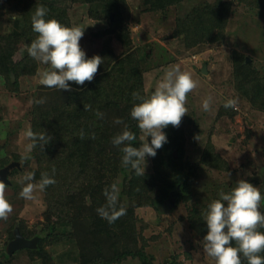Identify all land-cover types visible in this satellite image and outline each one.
Segmentation results:
<instances>
[{
    "label": "rangeland",
    "instance_id": "rangeland-1",
    "mask_svg": "<svg viewBox=\"0 0 264 264\" xmlns=\"http://www.w3.org/2000/svg\"><path fill=\"white\" fill-rule=\"evenodd\" d=\"M12 1L0 0V34L13 46L16 52L14 59L18 61L25 53L28 54V42L22 35L15 33L9 21L13 12ZM55 1L67 13L69 26L81 25L86 28L80 46L87 58L99 55L105 62L108 58L104 56L106 50H110L113 56H120L125 50L134 49L137 52L139 58H142L145 70L144 88L147 95L154 91L157 81L173 65H178L182 71H191L193 78L199 81V86L187 96L188 113L179 126L183 132L179 137L183 157L179 160L185 166L192 163L197 165V172L186 193L187 197L177 203L175 200L173 208L165 212L158 211L151 205H141L137 199L124 192L125 176L120 172L117 183L120 189L119 198L125 208L134 212L130 225L129 218L122 216L125 218L121 221H125V224L119 234L128 230L123 242V245H128L130 234L133 233L137 247L153 257L154 264H215L212 258L203 253L201 245L207 234L203 222L209 203L219 198L221 190L230 192L239 179H245L260 188L264 196V109L255 107L237 89L233 74V59L236 57L234 54L240 52L246 57L245 60L250 58V65L264 78V9L256 5L254 0H181L165 10H148L142 0H117L121 26L130 32V45L124 47L116 34H99L100 30L109 26V19L103 12L101 17H97L91 14L89 4L74 0ZM226 2L231 4L222 23L225 28L222 40L193 37L188 41L183 34H176L180 23L189 14L208 4L221 5ZM111 14L114 18V12ZM28 63V68L33 72L21 74L19 77L14 72L11 73V80L14 78L11 83L18 81L17 87L8 82L6 76L0 77V158L7 162L6 165L17 163L8 173L10 184H6V198L12 204L13 212L7 220H0V264H88L81 257L77 242L68 237L71 230L73 233L71 224L61 222L51 235L45 240L41 239L44 232H52L47 219L49 210L54 220L62 221L67 217L63 199L60 197L54 203L50 202L53 203L51 207L48 196H56L58 193L65 195L71 189H81L75 182L64 187L59 186L70 180L68 178L73 169L63 165L66 169L63 174L53 175L54 180L58 181L43 192H37L35 200H25L20 196L24 186L23 175L27 172L34 173L38 169L39 161L44 169L52 166L58 168L60 163L58 155H50L42 150H33L31 160L23 163L21 161L24 146L28 143L23 133L31 128L33 101L42 86L39 83L40 74L49 67L35 59ZM204 63L207 64V74L201 71ZM209 96L212 97L211 109L204 111L202 102ZM228 99L238 100L236 108L224 107ZM163 131L167 135V129ZM141 136L142 133V143ZM150 141L149 137L148 142ZM210 142L215 152L225 160L222 168L200 162ZM146 164L145 172H157L153 157H146ZM78 168L77 172H84L82 165ZM177 169L180 170L183 180L186 168L182 170L178 162ZM85 172L87 181L93 171ZM60 179L62 180L59 182ZM39 180L40 177L35 174L34 182ZM106 203L104 201L97 205L96 211ZM263 207L264 199L260 202V208ZM196 221L198 228L202 225L199 231L195 230L197 226H191ZM46 226L48 227L43 229ZM16 229H21L28 236L32 235L29 239H40L36 248L31 249L33 252H18L19 249L11 258H6L3 252L8 242L15 238L12 236ZM114 264H141V261L128 257Z\"/></svg>",
    "mask_w": 264,
    "mask_h": 264
},
{
    "label": "trees",
    "instance_id": "trees-1",
    "mask_svg": "<svg viewBox=\"0 0 264 264\" xmlns=\"http://www.w3.org/2000/svg\"><path fill=\"white\" fill-rule=\"evenodd\" d=\"M180 1L142 0L143 5L148 10H165ZM237 1L247 2V0ZM254 1L256 5L264 9V0ZM74 2L89 4L93 16L101 17L102 12L106 14V18L109 19V26L99 31L101 36L102 33L103 35L114 33L124 47L130 45V32L121 26L120 6L117 0H74ZM230 4L231 2L221 5L208 4L197 12L189 14L180 23L176 34H183L188 41L193 37H202L203 40L211 38V41L222 40V34L225 31L222 23L228 15ZM38 5H43L49 10L45 19L55 18L62 24L69 26L67 13L63 12L55 0H13L11 4L13 12L9 21L15 33L22 35L28 44L37 35L32 30L31 17ZM112 12H114L113 21L111 19ZM15 54L13 46L8 44L0 34V77L6 76L10 83L12 82V72L16 77L33 72L31 68H28L30 66L28 61L34 59L25 53L17 61L14 59ZM104 56L108 58L99 67L91 83L85 82L83 86H79L69 82L72 88L70 92L42 85L34 98L31 109V129L36 133L45 130L51 135L52 141L42 151L60 157L58 168L52 166L50 169H44L41 166L42 162L39 161L37 163L38 169L34 173L40 178L41 173L45 172H48L52 177L57 173L62 175L66 170L63 166L65 165L73 170L68 178L70 180L59 186L64 187L66 184L75 182L81 188L79 191L71 189L65 195L58 193L56 196H48L49 203H54L60 197L63 199L67 217L62 221L54 220L49 210L47 219L52 232H46V234L44 232L41 239L45 240L63 222L71 224L73 233L71 230L68 237L77 242L80 255L88 264H114L128 257L138 258L141 264H154L153 257H149L144 250L137 247L138 243L133 239V233L130 234L128 245H123L128 230H124L121 234L119 232L124 229L125 221L121 220H124L125 217L121 216L122 218L109 223L107 219L98 214L95 207L106 201L105 189L110 190L112 184L118 183L121 172L125 176L123 188L128 196L137 199L141 205H151L158 211H162V205L172 191L180 192L176 203L187 197L186 193L189 191L197 172V165L192 163L185 166L179 160H182L183 157L182 143L179 140L183 132L179 127L169 125L166 128L168 142L157 150V155L154 157L156 173L145 172L144 176H137L130 166H123V152L121 151L123 145L114 146L112 139L120 134L127 125L128 130L136 136V139L131 142L132 146L139 147L142 144L137 121L131 118L130 112L134 103L139 102L133 100V92L147 96L144 88L145 70L141 61L142 58H139L134 49L133 51L125 50L120 56H113L110 50H106ZM234 56L236 57L233 59V74L237 89L249 98L255 107L264 109V78L262 79L258 70L245 60L244 54L237 52ZM12 85L17 87L18 81ZM41 99L45 101L43 104L36 103ZM85 105L90 106L89 110H85ZM97 112L103 114L102 118L96 115ZM117 119L122 120L123 123L117 124L115 122ZM81 131L84 133L83 138L80 135ZM93 134L95 138H93ZM37 150L41 149L39 147L34 149V151ZM178 162L182 170L186 168L183 180L180 170L177 169ZM200 162L214 168H222L225 160L215 152L213 144L210 142ZM6 164L7 162L0 158V169L6 167ZM79 165H82L84 172L81 170L77 172ZM53 169L55 170L54 173ZM85 170L93 171L87 181L85 180ZM47 192L49 193L48 190ZM53 203H50L51 207ZM120 206L125 208L121 198L118 200L117 208ZM125 209L126 214L124 216L129 218L130 225L134 211ZM194 210L196 212V209ZM260 211L264 212V207L260 208ZM193 225L199 224L196 221L192 222L191 225L194 228ZM203 225L207 229L205 222ZM127 227L130 228V226ZM200 228L197 226L195 230L199 231ZM19 232L28 239L32 236H28L21 229ZM12 237H15V233ZM22 251L33 252L34 250L23 248L18 252ZM14 253H8L6 247L3 252L6 258H11Z\"/></svg>",
    "mask_w": 264,
    "mask_h": 264
},
{
    "label": "clouds",
    "instance_id": "clouds-1",
    "mask_svg": "<svg viewBox=\"0 0 264 264\" xmlns=\"http://www.w3.org/2000/svg\"><path fill=\"white\" fill-rule=\"evenodd\" d=\"M48 9L38 5L31 17L32 30L35 39L26 45L29 56L49 67L43 71L39 83L48 88L72 91L70 83L83 86L91 83L103 64L99 55L86 57L80 46L85 29L81 25L66 26L55 18L45 19ZM199 86V81L193 78V73L181 70L178 65L170 66L163 77L157 81L154 91L147 96L133 92L134 103L130 116L137 121L143 141L139 147H133L131 142L136 139L133 132L125 125L124 130L113 137L114 146H121L123 152L122 164L130 166L137 176H144L147 167L146 157H155L167 141L163 131L169 125L178 128L182 118L187 115V96ZM43 99L36 103L43 104ZM212 97L202 102L204 111L211 109ZM237 99H228L224 107L236 108ZM85 110L90 106L85 105ZM98 117L103 116L97 112ZM117 124L123 123L117 119ZM81 138L84 133L81 131ZM23 136L28 141L24 146L21 161L32 159L31 153L39 147L41 150L52 141L53 137L45 130L33 132L29 127ZM151 138L150 143L148 138ZM93 138L94 134H93ZM198 138V137H197ZM196 138V139H197ZM53 169V173H54ZM35 174L27 172L23 175L24 186L20 196L25 200H35L37 192H43L55 180L48 173H41L38 182H34ZM7 185L0 180V220H7L13 212V206L6 198ZM120 189L112 184L110 190L105 189L106 205L98 209V214L109 221L126 214L123 206L117 208ZM264 199L260 188L253 186L245 179L236 181V186L230 192L223 190L219 198L209 203L205 213L207 234L201 242L203 253L212 258L215 264H264V212L260 211V202Z\"/></svg>",
    "mask_w": 264,
    "mask_h": 264
},
{
    "label": "water",
    "instance_id": "water-1",
    "mask_svg": "<svg viewBox=\"0 0 264 264\" xmlns=\"http://www.w3.org/2000/svg\"><path fill=\"white\" fill-rule=\"evenodd\" d=\"M112 18H113V14H111V19ZM246 61L249 63L250 58L247 57ZM201 71L204 74L208 73L206 63H204ZM12 81H14V78ZM16 165H17V163H11V164L7 165L6 167L0 169V180H2L5 184H10V180L8 179V173L10 172L11 168H13ZM179 194H180V192L177 190L172 191L169 194L168 198L164 201L162 208H161L162 211L165 212V211L171 210L173 208V206L175 205V200L177 199ZM39 239H40L39 237H34L31 239H28V238L24 237L19 232L18 229H16L15 238L9 242V244L7 246V252L13 253V252H15L19 249H23V248H26V249L36 248Z\"/></svg>",
    "mask_w": 264,
    "mask_h": 264
}]
</instances>
